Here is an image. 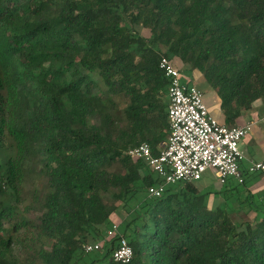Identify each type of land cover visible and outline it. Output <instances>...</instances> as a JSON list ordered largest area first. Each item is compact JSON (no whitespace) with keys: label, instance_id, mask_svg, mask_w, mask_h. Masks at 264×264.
Instances as JSON below:
<instances>
[{"label":"trees","instance_id":"16d2710c","mask_svg":"<svg viewBox=\"0 0 264 264\" xmlns=\"http://www.w3.org/2000/svg\"><path fill=\"white\" fill-rule=\"evenodd\" d=\"M161 57L232 128L264 99V0H0V264H121L112 225L128 264H264V200L150 198L162 182L127 156L168 136ZM32 166L45 185L25 205Z\"/></svg>","mask_w":264,"mask_h":264},{"label":"built area","instance_id":"2783aa9c","mask_svg":"<svg viewBox=\"0 0 264 264\" xmlns=\"http://www.w3.org/2000/svg\"><path fill=\"white\" fill-rule=\"evenodd\" d=\"M158 69L168 80V136L155 157L146 143L127 152V156L142 161L162 182L149 188L148 196L157 199L167 186L198 182L208 170L216 173L221 186L230 178L242 184L239 144L251 132L252 124L234 128L221 125L210 115L202 92L194 85L182 83L181 73L167 58L161 57ZM248 173L264 177V159L252 163ZM105 236L117 241L113 261L128 264L132 250L120 236L118 226L112 225ZM83 250L91 254L101 250V244H88Z\"/></svg>","mask_w":264,"mask_h":264},{"label":"crops","instance_id":"0c3cea01","mask_svg":"<svg viewBox=\"0 0 264 264\" xmlns=\"http://www.w3.org/2000/svg\"><path fill=\"white\" fill-rule=\"evenodd\" d=\"M189 72L190 71H187V73ZM192 73L193 75H195L194 72ZM197 78L192 83L189 82L190 85L196 86L199 82L203 83L201 77ZM212 100V108H208L205 104L210 115L218 123L226 126L225 118L220 110V101L214 93ZM246 124H252V130L245 138L241 140L239 144V150L243 157V160L239 164V170L242 173L243 183L242 185H240L235 179L230 178L233 180L228 179L230 180L229 182L227 180L228 185H226L222 190L225 194L224 199H231L234 202L235 200L242 202V200L248 199V197H256L257 199L259 198L261 201L264 200V177L259 174L248 173V168L252 163L264 159V99L258 101L251 111L244 113L235 122L232 128L241 127ZM212 180H216L218 183L216 173L212 170H208L202 175V178L198 182L194 183V186L202 193V185L207 186ZM208 194L210 196V198L208 199L210 201V203H208V206L210 208H212L214 205H216L215 208L224 205V200H221L220 197L216 195L217 193H213L215 195H210V193ZM212 195L216 196V198L213 197V200L211 199Z\"/></svg>","mask_w":264,"mask_h":264},{"label":"rangeland","instance_id":"374dc122","mask_svg":"<svg viewBox=\"0 0 264 264\" xmlns=\"http://www.w3.org/2000/svg\"><path fill=\"white\" fill-rule=\"evenodd\" d=\"M193 78H194V75H193L192 72L187 73L186 71H184V72L181 73V79H182L181 81L184 84H187V83L190 84L189 82L192 83L193 82L192 81ZM196 86L200 89V91H202V92L205 91V93L203 94L204 102H205V104L207 105L208 108H212L213 107V100H212L213 92L210 89H208L207 87H205V84L202 83V82H199ZM35 167L36 166H32L30 168L31 172L28 175V178H27V180L25 182V185H24V195H25V199H26L25 205H29L30 204V200H31V196H32L31 193L32 192H36V196L37 197H41L42 191H43V188H44V185H45L44 179L41 178L40 176H38L36 172H34ZM230 180H233V179H230ZM230 180H228V182ZM228 182L225 185L221 186V185H219L217 183L216 180H212L209 183V185H207V186L205 185L206 187L204 185H202V188H201L202 191H203L202 193H205V195H206L205 196V203L207 205H209L208 203H210V201L208 200L210 198L208 193H210V195L213 194V193H217L216 195H218L221 200H224L225 194H224V192L222 190H223V188L226 185H228ZM213 195H215V194H213ZM213 195L211 196L212 200H213V197L216 198V196H213ZM228 201L230 202L231 200H228ZM254 201L256 203L259 202V200L256 197H254ZM215 207H216V205H214L212 208H215ZM23 209L24 208H22V210ZM35 216L36 215L34 213H29L28 214V219L29 220H34ZM125 216H126L125 213L123 211H120V213L117 214L115 222L118 224L121 219L125 218ZM103 247H104V244H101V251H103Z\"/></svg>","mask_w":264,"mask_h":264}]
</instances>
